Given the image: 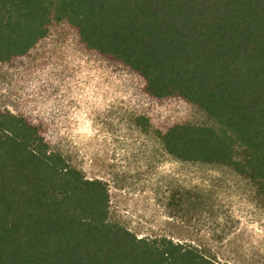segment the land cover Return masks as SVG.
Masks as SVG:
<instances>
[{
  "label": "trees",
  "instance_id": "16d2710c",
  "mask_svg": "<svg viewBox=\"0 0 264 264\" xmlns=\"http://www.w3.org/2000/svg\"><path fill=\"white\" fill-rule=\"evenodd\" d=\"M63 22L155 99H180L218 129L157 132L167 154L228 167L264 191V0H0V63L28 55ZM106 184L0 108V264H214L198 246L111 223Z\"/></svg>",
  "mask_w": 264,
  "mask_h": 264
},
{
  "label": "rangeland",
  "instance_id": "374dc122",
  "mask_svg": "<svg viewBox=\"0 0 264 264\" xmlns=\"http://www.w3.org/2000/svg\"><path fill=\"white\" fill-rule=\"evenodd\" d=\"M0 108L106 184L109 222L193 244L214 264H264V191L228 167L174 159L157 137L176 123L217 124L183 100L145 95L138 76L87 50L63 22L28 55L0 63Z\"/></svg>",
  "mask_w": 264,
  "mask_h": 264
}]
</instances>
